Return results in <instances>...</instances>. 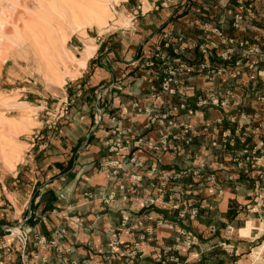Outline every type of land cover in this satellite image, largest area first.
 I'll return each mask as SVG.
<instances>
[{
    "label": "crops",
    "instance_id": "obj_1",
    "mask_svg": "<svg viewBox=\"0 0 264 264\" xmlns=\"http://www.w3.org/2000/svg\"><path fill=\"white\" fill-rule=\"evenodd\" d=\"M124 1L132 12L138 7V13L127 19L115 44L99 41L74 77L83 103L91 105L100 93L103 118L96 121L94 107L76 111L42 151L46 157L39 170L55 171L48 173L46 191L30 202L22 223L53 244L39 246L38 264H62L65 257L78 264H161L158 252L182 229L196 238L192 247L178 251L186 264L237 263L254 247L249 219L259 220L264 212L253 200L257 185L264 190V0H244L249 11L241 12L236 28L230 27L227 13L228 7L236 12L235 0ZM218 18L223 33L243 43L235 44L232 68L210 77L199 71L182 77L178 87L188 101L169 117L176 126L170 128L168 149L148 148L166 130L150 124L143 110L151 105L148 78L161 93V64L147 61L165 36L173 48L182 35L186 49L175 56L193 62L204 39L203 21ZM246 49L254 50L241 56ZM214 62L221 61L215 57ZM210 94L218 104L208 102ZM173 105L164 95L152 111L166 113ZM124 128L129 131L117 137L115 132ZM131 135L142 142L130 141L116 157L108 139ZM225 138L233 144L223 145ZM116 158L121 169L100 167ZM199 163L203 167L194 173ZM193 207L197 216L192 218ZM183 209L186 215L180 218ZM211 223L214 231L208 228ZM8 231L0 223V241L10 240ZM18 255L9 264H21Z\"/></svg>",
    "mask_w": 264,
    "mask_h": 264
},
{
    "label": "rangeland",
    "instance_id": "obj_2",
    "mask_svg": "<svg viewBox=\"0 0 264 264\" xmlns=\"http://www.w3.org/2000/svg\"><path fill=\"white\" fill-rule=\"evenodd\" d=\"M127 3L124 0H0V223L10 230V240L0 241V264H9L16 253L21 264H38L39 246H53L42 240L38 231L22 226L30 202L46 191L45 179L55 171L45 166L39 170V163L46 157L42 151L58 137L60 126L69 122L76 111H87L89 106L96 112V106L99 107L96 96L91 105L83 103L81 97L77 99L74 77L82 73L81 67L91 49L99 41L105 44L112 40L115 44L116 35L125 29L127 19L138 13V7L132 12ZM243 3L244 0L241 12L248 6ZM234 5L237 9L236 0ZM228 9L233 12L231 7ZM222 23V18L203 21L204 39L193 62L188 57L175 56L186 49L184 36L178 35L173 48H169L170 41L165 36L163 42H169V46L155 48L147 63L161 64L159 77L165 73L158 53H164L171 63L194 64L190 74L199 71L210 77L213 73H226L232 68L231 58L236 54L238 42L230 32L223 33ZM229 25L234 28L231 21ZM214 28L221 30V36L212 32ZM222 37L231 38L232 42L222 41ZM219 43L225 46L220 48ZM179 45L184 48L175 50ZM200 45L206 48L205 52ZM246 50L240 55L248 53ZM222 52L224 58H220ZM215 57L221 61L219 65L215 64ZM222 66L224 70H220ZM100 167H107L105 161ZM249 220L254 247L233 264H264V212L261 219ZM187 232L177 231L178 237L158 252L160 262L165 261L161 264H175L171 256L186 264L178 251L194 245L186 240ZM62 264L78 262L65 257Z\"/></svg>",
    "mask_w": 264,
    "mask_h": 264
},
{
    "label": "built area",
    "instance_id": "obj_3",
    "mask_svg": "<svg viewBox=\"0 0 264 264\" xmlns=\"http://www.w3.org/2000/svg\"><path fill=\"white\" fill-rule=\"evenodd\" d=\"M236 4H237V10L236 12H231L230 9H227V13H229L231 15V26L236 28L238 27L240 21L242 20V15H241V9H242V0H236ZM243 11L248 12L249 11V5L247 7H243ZM219 29V28H218ZM217 28L212 29V32L214 31L215 34L217 36H221V30H218ZM208 36V34L206 35ZM179 39H181V37H179ZM222 41L227 40L228 42H232L231 38H221ZM239 46H241L243 43L242 41H238L237 43ZM213 46H215L214 44H212ZM169 46V42L165 41L163 43H161L160 45H157L156 48L158 50H160L162 47H167ZM183 49V45H179L176 49ZM200 48L202 49V51H206V48L203 47V45H200ZM254 49H247L246 52H250L253 51ZM220 54V58H224L223 55L225 54L224 52L219 53ZM158 55H160V59L162 60V65H163V69L162 71L165 73V75L163 77H157L160 78V89H161V93H156L154 91V85H153V79L152 78H148L147 80L150 82L149 85V89H150V104L149 106L144 107V112L147 116L148 122L150 124H157L159 126H163V128L166 130V134H162L161 137L152 143H149L147 145L148 148H152L155 150H159V151H165L168 149V136L171 134L170 128L176 126V123L170 119V115L172 114V112L176 109H184L186 107V103L188 101V95L186 94L185 90L181 87H178V83L180 82V80L182 79L181 76H183L184 74H188L192 71L194 64H189L186 62H176V63H171L168 59V57H166V55L164 53H158ZM203 65V64H201ZM220 70H224L223 66L221 67ZM166 95L168 97L169 100H172L174 102V105L172 106L171 110H169L166 113H153L152 111V105L157 104L162 97ZM101 95L100 93H98L96 95L97 98V105H98V101L100 99ZM208 102L213 103V104H218V99L216 95H209L208 97ZM225 99H223L224 101ZM206 100L202 99L199 100L198 103H204ZM223 103V102H220ZM141 108L138 106V110H140ZM102 117V110L96 106V114H95V118L96 121L97 119H101ZM129 131L128 128H124L121 131L115 132V134L117 135V137H119L122 134H126ZM227 135V134H226ZM132 141V143L134 144H139L142 142L141 138H136L134 139V136L131 135L130 138H125L123 140L120 139H116L115 138H110L108 139V144H109V150L116 156L118 157L120 154V149L121 148H126L127 144ZM156 142L158 145H156ZM223 145L224 144H228V145H232L233 144V139L232 138H225L222 141ZM212 145H215V142H211ZM174 150L177 151L176 147H173ZM134 158H132L133 160ZM106 166L107 167H114L116 169H121V165L122 162L116 158L114 160H111L109 162H106ZM140 163L137 162L136 165H139ZM203 167L202 163L198 164V168H196L194 170V173H198L199 169H201ZM113 172H116V170L114 169ZM181 173V172H180ZM180 173L178 174V176L180 175ZM183 173V171H182ZM166 176V177H165ZM163 177L168 178L169 175L167 174H163ZM255 190L259 191V193L257 195H254L253 200L255 201V204H259L260 206L264 208V190L263 187L261 185H257L255 187ZM162 199V198H161ZM160 197L157 198V200H161ZM179 205L178 203L173 204L174 208H177ZM186 215V211L183 209L178 213V216L180 218H185ZM197 216V209L195 207H193L190 211V217H195ZM210 231H214L215 226L214 224H210L208 226ZM232 228L230 226L226 227V232L231 233ZM186 240L190 243H195L196 242V238L195 236L191 233V232H187L186 236H185ZM171 260H173V262L175 264H180L179 262V258L177 256L172 257L171 256ZM162 263H164L165 261H161ZM27 264V263H24Z\"/></svg>",
    "mask_w": 264,
    "mask_h": 264
}]
</instances>
